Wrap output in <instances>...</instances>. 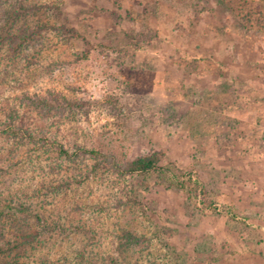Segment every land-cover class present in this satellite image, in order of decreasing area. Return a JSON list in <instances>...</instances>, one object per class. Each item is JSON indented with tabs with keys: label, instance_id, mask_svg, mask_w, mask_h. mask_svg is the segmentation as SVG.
Here are the masks:
<instances>
[{
	"label": "rangeland",
	"instance_id": "1",
	"mask_svg": "<svg viewBox=\"0 0 264 264\" xmlns=\"http://www.w3.org/2000/svg\"><path fill=\"white\" fill-rule=\"evenodd\" d=\"M0 8L18 25L55 27L35 37L28 60L0 46V116L22 92L88 102L86 113L20 114L50 143L110 161H69L39 138L0 136V189L28 211L6 226L18 243L22 230L36 235L38 254L50 238L59 264H75L76 252L83 264H264V0ZM149 152L163 154L159 169L119 174ZM27 251L5 262H27Z\"/></svg>",
	"mask_w": 264,
	"mask_h": 264
},
{
	"label": "trees",
	"instance_id": "2",
	"mask_svg": "<svg viewBox=\"0 0 264 264\" xmlns=\"http://www.w3.org/2000/svg\"><path fill=\"white\" fill-rule=\"evenodd\" d=\"M16 9V8H14ZM4 9L0 8V46L2 44H6L7 46V55H16L21 54L25 57V59H29V55L31 53V48L34 44L35 37L43 30L47 29H55V27H47L44 25L37 26L31 29L26 25H18L17 24V16L18 13H14L12 10L3 11ZM14 18V19H12ZM16 19V20H15ZM61 28V27H60ZM63 32H67L74 36V38H80L79 35L75 34L72 29L66 30L64 27L61 28ZM85 57L87 55H84ZM10 58V57H9ZM90 103L84 101H70L64 96H56L53 93H48L47 96L41 97L38 94L30 95L28 92H22L20 96L16 97V103H12L10 105H5L3 109H1L2 115L0 116V136L2 137H10V138H20L23 140L33 141L34 139H41L45 144H49L50 148H54L58 151V155L65 158L69 161H76L79 157H86L88 155H92L97 157L103 156L107 166L110 164V161L106 159L102 153L85 149L82 147L75 146L72 151H68L65 147H63L59 143H50L45 135H39L35 128H25L24 123L22 122L23 116L20 114L22 110L27 111L28 113H36L41 119L50 117L51 115H59V117L64 116L66 113H74V112H84L86 113L85 108H88ZM163 154L161 152H149L143 154L139 157H136L131 162L125 163V166H118L119 174L123 176H130L134 174H147L152 171L159 169V164L162 160ZM100 165V163L98 164ZM64 186V184H63ZM49 189L51 192H56L58 187L50 185ZM5 189H0V260L4 263L2 264H59L55 261H52L51 256L55 255L52 252V241L47 239L44 246V251L40 250L38 254H36V250H32L38 244L36 235L32 237L22 235L21 232H25L26 230H22L19 232L21 238L23 239V243H18L20 241L17 237L18 232H8L6 231V226L8 221L20 224L22 222L25 223V215L27 216V209L24 208L23 205H17L14 203V196L9 193V197L3 195ZM37 222V220H36ZM6 231V232H5ZM15 235V238L9 239L6 236ZM126 239L130 244H141L145 242L144 237L134 236L132 233H127ZM25 240V241H24ZM12 241H15L13 244ZM39 246V245H38ZM58 246V245H56ZM27 248V254L25 259L27 262H21L17 258L14 261L6 263L7 255L12 256L13 252H17L20 249ZM29 250H31L29 252ZM35 252V253H34ZM31 258V259H28ZM85 262V257L81 255L80 252H76L75 254V264H83ZM64 264H69L68 260H65Z\"/></svg>",
	"mask_w": 264,
	"mask_h": 264
}]
</instances>
